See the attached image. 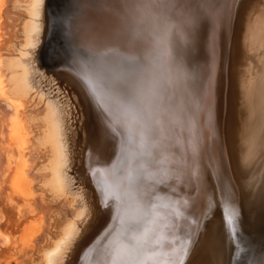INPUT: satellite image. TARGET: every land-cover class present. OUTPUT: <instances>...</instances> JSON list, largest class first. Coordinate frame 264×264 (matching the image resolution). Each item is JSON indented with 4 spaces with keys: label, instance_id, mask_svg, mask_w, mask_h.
Instances as JSON below:
<instances>
[{
    "label": "bare ground",
    "instance_id": "obj_1",
    "mask_svg": "<svg viewBox=\"0 0 264 264\" xmlns=\"http://www.w3.org/2000/svg\"><path fill=\"white\" fill-rule=\"evenodd\" d=\"M80 1L76 17L86 18L80 38L137 56L149 71L158 63L159 75L137 85L129 103L121 90L131 69L115 64L110 73L123 84L107 89L101 71L63 63L43 72V80H62L54 100L42 90L33 50L45 31L47 0H0V107L12 146L10 187L34 201L31 188L43 191L40 197L57 203L51 234L25 264H199L200 255L203 264H228L226 226L240 220L239 206L253 224L255 213H264V0H130V9L116 0L121 16L111 11L113 0ZM206 17L209 43L199 56L192 25ZM84 123L87 138L94 142L90 130L99 138L83 154L73 145L76 159L83 157L82 166H73L68 137L82 140ZM31 149L40 160L24 158ZM33 170L40 183L28 180ZM75 179L92 185L100 207L79 235L85 209ZM28 234L23 243L36 236L33 226ZM14 262L21 264L20 256Z\"/></svg>",
    "mask_w": 264,
    "mask_h": 264
},
{
    "label": "rangeland",
    "instance_id": "obj_2",
    "mask_svg": "<svg viewBox=\"0 0 264 264\" xmlns=\"http://www.w3.org/2000/svg\"><path fill=\"white\" fill-rule=\"evenodd\" d=\"M99 1L100 0H98L97 3ZM103 1H104V3L108 2V0H103ZM81 2L82 1H80V0H52V1L47 0V6L48 7L46 9V14L44 16L45 21H46V25H45V28H44L45 31L43 32V37H42L43 42L41 40L39 42V45L37 47H35V49H33V50H37V51H35V54L37 57H39V60H40V62L37 61L38 63L36 64V67H37L36 70L38 72L37 74L41 75V72H42V74H44L43 77L39 78L40 81L42 80V82H41V84H42L41 86H43L42 90H44V93L47 92L46 95H48L50 98L55 100V94L58 91V85H59V83L62 82V80L61 79H55V78H53V80H49L47 78H46V80H43L45 78V74H47V73H43V72H46L45 71V68H46V69H49L50 73H52V70H54L58 66H61L63 63L74 64L79 68L89 69L91 71H93L92 69H95L96 71H101L100 74H101L102 84L107 89L108 88L110 89V87L115 88V86H112V85H116L118 83L123 84V83L120 80H119V82H117V80L115 78H113V75L110 72H111V69H116L113 67L115 64L119 63L121 65V69L126 68V69H131L133 71V74L131 77H129V78L125 77L124 78L125 79L124 81H128V83H127L125 90H121V95H122V97L127 99L128 102L134 101L132 99H133V96L135 95L134 93L136 91V88L138 87L137 85L140 86L142 84V81L148 85L150 80L151 79L153 80L155 78V75H157L158 72L155 71L154 68H157L155 66L158 63H154L155 65L149 71L148 70L149 67L147 65V62H145L144 60H142L141 58H139L137 56H130V57L126 58L127 55L126 56L122 55V54H124L122 52H117V51L115 52V51L109 50L108 47H105L106 44L101 45V44H99V41L97 42L94 39L92 41H91V39H89L90 41H88L89 42L88 43L85 39L80 38L81 36H79L77 34V33H79L77 31V29L80 28L82 30L84 28L83 24H85V23L83 22V19H86L85 16L84 17L80 16L79 18L76 17V14H78V11L80 9H82L81 8L82 6L80 5ZM112 2L113 3L111 6V11H113V12L118 11V14L121 16L122 13H124V12L121 11L120 7L118 8L114 5L116 0H113ZM122 3H123V5L129 7V9H130V7H131L129 4L130 0H121V4ZM12 14L14 17L19 16L17 13H12ZM172 17H173V15H172ZM207 19H208V17L204 18L203 20L198 21L197 24L192 25L193 30L199 33L198 34L199 38H198V40H196V46H195V48H196L195 50H197V54L199 53V56H202L201 55L202 51L204 53V51L207 50V44L209 43V40L207 43V36H208L207 32H209V27H210L209 24L210 23L207 24L208 26L205 25L207 22H209ZM76 21L79 24L75 26ZM198 23H199V26H198ZM204 25L206 26V28H204L205 27ZM184 26H185L184 30H186L187 29L186 24L182 20L181 27L184 28ZM194 27H196V28H194ZM9 28L13 29L12 26H9L8 30H9ZM82 31H84V30H82ZM148 31L150 32V30H148ZM40 34H42V33H40ZM4 36H6V35H4ZM175 42L178 44L180 43L179 44L180 47L178 44H176V45H174L175 48H177L178 50L180 49V51H182L181 50L182 44H181V42H178V38H177V40H175ZM175 42H174V44H175ZM90 43L92 45H90ZM40 44H41V46H40ZM203 46H204V48H203ZM200 49H202V51ZM199 50L201 53L199 52ZM174 51H176V50H174ZM118 53L121 55L118 56ZM205 53H206V51H205ZM130 58H132V60ZM155 59H157V58H155ZM35 60H36V58H35ZM139 60H140V62H139ZM157 60L160 63V67L162 69H165V67H164L165 64H162L159 59H157ZM141 61H143V62L141 63ZM42 67H43L44 71L42 70ZM52 68H54V69H52ZM147 74L152 76V77H149L146 79L144 76ZM136 77H138V79H136ZM133 79L136 82L131 83ZM55 80L56 81L58 80L59 82H56ZM53 81H55L56 84H54L55 82H53ZM138 83H140V84H138ZM50 87H53V88H50ZM61 100H62V98L58 99L59 102ZM134 105H135V103H134ZM262 108L264 109V107H262ZM4 115H6V114L4 113V111H2V108L0 107V264H3L8 260L11 261V264H15L14 259L18 256H20L21 264H25V262L27 260H30V258H31L30 252L32 251L33 247L37 248L38 246L43 244L44 240H45V235H47V233L51 234V230L53 229V228L52 229L50 228L51 223H52V210L56 209L57 203H52L47 198L40 197L41 196L40 193L42 194L43 191H39L37 189L35 190V189L31 188V191L34 192V190H35L37 192V193L36 192L31 193L32 194L31 196H33V197H34V195L37 194V196H35V198H36L35 201H38V204H35L36 202L34 201L33 198L28 197L27 195H23V194L17 195V193H15L12 190V188L10 187L11 182H9V181H10V175H11L12 167H10L8 165H9V161H10V157H11L10 154L12 153L11 152L12 146L8 142V140L5 136V135H7V133H5V131L7 129L4 128L5 127V121H6L5 119L7 116L3 117ZM84 131H87L85 123L83 125L82 140H79V137H77L75 140V141H77V139H78L77 142H75V141L72 142V135H70V136L68 135L69 136L68 137V139H69L68 140V143H69L68 148L70 151L69 154L71 152L72 153L70 155L73 154V156H72L73 166H78V165L80 166V164L82 166V162H83V160H82L83 157L81 158L80 161L76 159L77 154L75 155L73 153L75 151V149L79 148L81 151L80 154H83L84 150L87 149L89 147V145H92V143H94L96 145L95 140H98V138H99V135L94 134L93 130L92 131L90 130L89 133L86 132L87 135L92 137V139L94 138V142H93V140H90L89 137L87 138ZM74 143H76V144H74ZM77 143L79 144L78 146H76ZM73 145L76 148L75 147L73 148ZM28 154L29 153L26 152L25 157H24V158H26V156H27L28 162H32V160H40V158H37V152L34 149L30 150V154L32 156H30ZM99 158H101V157H99ZM74 161L77 163H75ZM79 168H82V167H79ZM28 175H30V174H28ZM29 177H28V180L30 182H32V180H33V184L34 183L35 184L40 183V178H39L40 174L35 172L34 170H33V174L30 175ZM74 182L75 183H73L74 184L73 188H78V190L80 191V197L82 199L84 209H85L82 216L78 219L77 235H79L81 233V231L84 230V227L89 223V221L96 214H98L100 207H98V202H97V200H95V196H94L95 193L93 191L92 185L88 186L89 184L87 183L86 180H83L80 183V182H77V180L75 179ZM41 198L45 202H43L42 200L40 202L39 200ZM91 198H92V200H91ZM33 202H34V204H33ZM41 204H43L44 206L39 207V205H41ZM35 205L37 207H35ZM34 207H35V209H34ZM43 208H45V209H43ZM42 209L45 212L41 211ZM46 209H47V211H46ZM151 209L152 208H150V210ZM61 210L59 209V211H61ZM153 210L155 211L156 209L153 208ZM65 211H61V212L67 213L66 215H68L69 212H67V211L65 212ZM42 213H44V215ZM88 213H89V215H88ZM35 214L39 218V219L37 218L38 220L36 219L37 223L39 224V225L37 224L38 225L37 228H36V226H37L36 221L33 222L31 219L32 217L35 216ZM41 214L43 215L42 217H41ZM105 215L106 216H104V218H105L104 220L109 218L108 212H106ZM141 218L142 217H140L138 222L141 220ZM30 221L33 222L36 226H34V224L31 223ZM30 224H32V225L30 226ZM132 225H134V224H130L127 227L130 228ZM32 226L34 228V232L37 233L36 236H32L31 243H28V241L23 243L22 240L24 239L25 236H27L29 229L32 228ZM80 227H81V229H80ZM49 228H50V230H49ZM123 232L119 233L118 236L119 237L123 236L124 235V234H122ZM74 240L75 239H73V242H74ZM70 247L71 246L69 245L68 250L70 249ZM65 255H66V253H65ZM75 255L77 256V251L74 252V256ZM200 257H202V256L200 255ZM200 257H199V264H203L205 261L202 259H204L206 257L205 256H203L204 258H200ZM205 264H209V263L206 262Z\"/></svg>",
    "mask_w": 264,
    "mask_h": 264
},
{
    "label": "water",
    "instance_id": "obj_3",
    "mask_svg": "<svg viewBox=\"0 0 264 264\" xmlns=\"http://www.w3.org/2000/svg\"><path fill=\"white\" fill-rule=\"evenodd\" d=\"M223 191L225 193L224 189ZM238 204H240V201H238ZM224 205L226 206V204ZM224 207L223 214L226 217L228 213ZM239 207L242 213L239 218L240 220L237 222L232 220L230 226H226L227 236L231 243V251L227 259L228 264H232V260L234 264H264V213L256 212L254 219L258 221L256 224H253L251 220L249 221L248 217L244 216L243 213L245 211L243 206ZM229 213L232 217V212L229 211ZM248 223H251L249 227H247ZM232 237H236V244L235 241L233 244Z\"/></svg>",
    "mask_w": 264,
    "mask_h": 264
},
{
    "label": "snow or ice",
    "instance_id": "obj_4",
    "mask_svg": "<svg viewBox=\"0 0 264 264\" xmlns=\"http://www.w3.org/2000/svg\"><path fill=\"white\" fill-rule=\"evenodd\" d=\"M139 6H141V5H138V7ZM144 7H147V5H143ZM161 6H163V7H167V5H153V7H161Z\"/></svg>",
    "mask_w": 264,
    "mask_h": 264
}]
</instances>
